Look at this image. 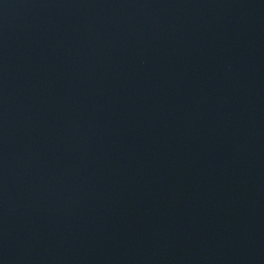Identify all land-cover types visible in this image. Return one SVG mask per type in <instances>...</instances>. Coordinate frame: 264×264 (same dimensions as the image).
I'll return each mask as SVG.
<instances>
[{"label": "water", "instance_id": "1", "mask_svg": "<svg viewBox=\"0 0 264 264\" xmlns=\"http://www.w3.org/2000/svg\"><path fill=\"white\" fill-rule=\"evenodd\" d=\"M0 264H264V0H0Z\"/></svg>", "mask_w": 264, "mask_h": 264}]
</instances>
